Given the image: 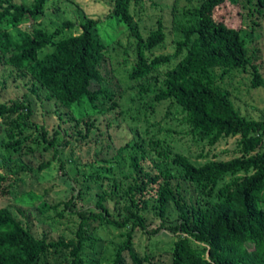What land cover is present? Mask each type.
Masks as SVG:
<instances>
[{
    "label": "trees",
    "instance_id": "trees-1",
    "mask_svg": "<svg viewBox=\"0 0 264 264\" xmlns=\"http://www.w3.org/2000/svg\"><path fill=\"white\" fill-rule=\"evenodd\" d=\"M47 2L32 0L26 5L0 0V67L10 68L9 74L15 73L13 80L26 78L30 89H44L45 96L69 109L78 126L90 114L96 115L99 110L107 112V108L102 107L106 103L117 101L114 91L117 83L113 76L108 77L102 63L111 44V33L106 32L107 39L102 40L98 36L101 24L93 18L82 20L77 33L71 31L75 27L70 20L52 31L45 30L36 25V20L45 12ZM141 3L142 0H113L108 14L110 22L126 27L134 41V46H130L133 62L126 70L124 88H138L157 71L154 78L159 79V86L150 87L155 100L170 99L179 104L183 124L192 132L198 131L201 138L208 136V143L212 145L223 137L239 135L240 152L229 159L195 165L180 153L162 148L152 134L145 135L152 153L161 160L170 159L201 193L195 194L189 203L191 206L187 205L178 187L169 190L161 183L159 173L143 171L139 159L132 157L131 201L136 206L146 207L147 195L156 193L161 216L168 203L174 204L179 222L173 229L184 235H179L171 245L170 264H264V120L241 115L222 84L227 73L239 69L251 73L253 87L263 83L257 65L262 59L257 57L252 44L259 38L258 20L264 17V0H184L174 9L170 26L157 19L145 36L138 31L130 11L131 4L139 6ZM25 22L30 23L29 29L21 27ZM173 28L179 36L169 39L166 29L172 31ZM169 42V50L152 53L153 48L158 45L165 48ZM125 48L121 65H127L129 60V46ZM7 83L8 79L4 78L0 85L3 88ZM92 83L97 86L92 88ZM26 100L24 94L20 99L0 101V119L4 121L3 129L8 137L0 146L5 159L32 152L40 144L36 141L34 146L29 145V135L24 134L31 126L32 115ZM84 104L90 113L83 112ZM92 130V126L84 124L83 133L78 131V135L88 137ZM41 143H46L42 145L44 149L55 144L53 139L46 138L45 131ZM141 143L142 139L137 145L140 147ZM49 164V161L40 163L37 171ZM164 172L165 176H172ZM240 172L242 174L238 175ZM226 175H231L230 179L219 185ZM82 178L90 180L91 176ZM6 179L5 174L0 173L2 192L10 184L5 183ZM87 189L88 185L79 184L77 192H71V198L64 201L65 209L57 210V204H49L44 196L31 190L16 196L15 201L23 205L36 203L41 213L53 209L56 217H60L73 206L71 199ZM136 195L137 200H133ZM99 196L102 195L99 193ZM97 206L100 211L96 213L78 212L73 242L56 241L46 238L45 234L35 237L7 205L0 206V264H36L42 255L59 246L70 248V264H84L85 260L100 264L97 257L83 258L81 254L84 247L94 250L96 255L101 254L100 249L97 251L101 239L95 233L98 228L107 231L110 223L116 228L128 223L130 230L135 226L145 228L144 219L135 209L127 211L119 222L106 217L107 211L100 202ZM125 255L133 264H142L147 257L142 259L135 253L129 234L121 246L114 248L109 264H126Z\"/></svg>",
    "mask_w": 264,
    "mask_h": 264
},
{
    "label": "rangeland",
    "instance_id": "rangeland-1",
    "mask_svg": "<svg viewBox=\"0 0 264 264\" xmlns=\"http://www.w3.org/2000/svg\"><path fill=\"white\" fill-rule=\"evenodd\" d=\"M13 1L26 5L32 2ZM112 3L113 0H48L45 12L36 20V25L48 31H52L65 20H70L75 27L71 31L77 33L82 20L93 18L101 24L98 36L102 40L107 39V33H111V44L102 63L107 68L108 77L113 76L114 82L117 83V88L114 89L117 101L102 106L107 108V112L99 110L96 115L90 114L77 126L69 109L60 106L52 97L45 96L44 89L38 87L32 90L26 78L17 77L13 80L12 75L15 73L10 75V68L0 67V84L2 79H8L5 87L2 88L0 85V101L20 99L24 94L27 96L26 102L28 101L32 108V115L29 118L31 126L24 134L29 135L27 140L29 145L34 146V142H40L34 151L22 152L11 160L5 159L0 152V173L7 177L5 183H10L5 192L0 191V206L7 205L35 237L45 234L46 238L63 242L75 241L74 232L78 226L79 213L100 211L97 202L105 207L106 217L119 222L127 211L135 209L144 219L145 228L135 226L130 230V223L121 228H116L110 223L107 231L98 228L95 233L101 239L97 251L100 249L101 254L96 255L93 253L94 250L84 247L81 253L83 258L97 257L100 264H109L114 248L121 246L129 234L135 253L142 259L147 256L146 260L141 261L142 264H170L171 245L179 235H184L173 229L179 222V213L174 204L168 203L165 214L161 216L157 208L156 193L147 195L146 207L132 203L130 185L134 183V170L131 158L139 159L143 171L159 173L161 183L169 190L173 191L178 187L184 201L191 206L189 203L195 194L201 193L196 184L186 179L179 167L170 159L161 160L152 153L145 135L152 134L160 141L162 148L168 147L180 153L195 165L238 155L240 151L237 140L240 136H226L212 145L208 143V136L201 138L198 131L192 132L190 127L182 122V109L179 104L170 99L157 101L151 94L153 91L150 87L155 85L156 89L159 86L157 84L159 79L154 78L157 71L143 80L138 88L135 86L124 88L126 70L133 62L131 47L134 46V41L126 27L121 24L115 26L110 22L108 14ZM181 3H184V0H142L139 6L131 4L130 11L138 31L145 36L157 19L162 20L165 26H170L172 13ZM258 21L259 38L253 42L252 48L255 49L257 57L262 59L257 65L263 83L253 87L251 73L241 72L239 69L227 73L222 84L227 88L229 97L241 115L264 120V17H260ZM29 24L25 22L21 27L29 29ZM166 30L169 31H167L169 39L179 36L174 28L172 31ZM170 44L171 42L167 43L165 48L158 45L152 49V53L158 54L162 50H169ZM125 45L129 46V60L127 65H121L120 58L126 50ZM96 86V83L91 84L92 88ZM83 112L90 113L85 104ZM84 124L93 127L88 137L78 135V131L83 133ZM35 125L37 128H34ZM3 127L4 121L0 119V146L8 139ZM135 130L144 135L136 134ZM44 131L46 138L53 139L55 143L47 149L42 148L46 143H41ZM141 139L139 147L137 142H141ZM47 161L50 162L48 167L37 171L38 165ZM164 170L170 172L172 176H165ZM88 176H91L90 180L82 178ZM230 177L231 175H226L219 185ZM79 184L88 185V189L71 199L73 206L65 210L60 217H56L53 209L41 213L36 203L23 205L15 201L16 196L31 190L44 196V200L49 204H57V210L65 209L64 201L71 198V192L74 194L77 192ZM99 193L102 196H99ZM212 198L215 199L216 196L213 195ZM133 200H137V195ZM87 224L92 228L90 220ZM125 257L126 264H133L127 255ZM71 261L70 248L59 246L42 255L36 264H70ZM84 264L92 262L85 260Z\"/></svg>",
    "mask_w": 264,
    "mask_h": 264
}]
</instances>
